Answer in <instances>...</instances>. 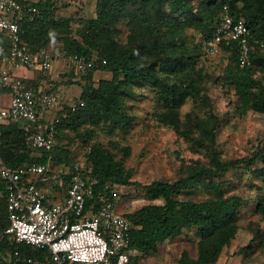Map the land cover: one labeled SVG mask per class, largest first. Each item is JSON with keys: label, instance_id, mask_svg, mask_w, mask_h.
<instances>
[{"label": "trees", "instance_id": "trees-1", "mask_svg": "<svg viewBox=\"0 0 264 264\" xmlns=\"http://www.w3.org/2000/svg\"><path fill=\"white\" fill-rule=\"evenodd\" d=\"M34 5L40 10V17L21 26L22 37L31 49L56 48L61 44L88 59L97 56L96 66L84 76L86 83L79 99L85 105L62 117L56 134L57 145L51 152L31 148L25 131L18 132L14 138L8 136L6 130L13 128L14 122L0 126V151L6 164L37 163L51 172L57 167H68L67 171L62 167L60 171L66 188L76 163L69 148L59 144L63 134L70 131L75 138L87 136L90 140L86 148L97 138L98 129H122L127 133L133 125L127 112V99H135L136 90L148 88L155 99L150 118L173 129L195 152L206 153L209 163L191 165L184 176L173 182L154 180L144 185L134 181V171L126 167L124 160L130 156V148L114 141L95 142L91 151L85 152V163L99 179L95 203L106 185L142 188L150 201L164 202L149 203L133 213H125L134 226L131 250L143 255L156 253L163 242L196 229L198 256L192 258L184 250L177 264H217L225 247L238 234L246 204L240 195H226L220 179L230 170L251 169L258 161L264 162V148L252 157L222 160L216 149L215 122L210 116L202 117L200 111L209 106V85L215 83L225 92L234 91L241 115L249 111L264 114V84L256 76L264 70V48L256 46L252 65L242 69L237 42L223 43L231 61L218 75L199 66V55L193 52L197 46L192 48L187 43L188 29L211 41L223 8L228 6L231 15L245 20L253 39L264 40V0H96V16L87 20L76 36L67 34L70 22L57 16L55 3L41 0ZM123 22L129 34L127 42L120 45L117 35ZM97 70L111 72L112 78L96 83L93 74ZM188 101H192L194 109L183 115L182 108ZM86 124L91 127L82 134L80 127ZM116 151L123 154V159L117 157ZM197 187H203L212 197L204 201L180 198ZM255 212L264 222V193L256 196ZM9 225L5 186L0 181V264H28L9 261L16 250L34 258L44 255L5 235ZM256 236L264 250V226ZM131 264H140V258L133 257Z\"/></svg>", "mask_w": 264, "mask_h": 264}, {"label": "built area", "instance_id": "built-area-1", "mask_svg": "<svg viewBox=\"0 0 264 264\" xmlns=\"http://www.w3.org/2000/svg\"><path fill=\"white\" fill-rule=\"evenodd\" d=\"M211 41L204 47L219 53L222 43L237 42L238 63L242 69L252 65L256 46L264 40L253 39L243 18H236L224 6ZM41 12L31 0H0V34L9 42L6 52L0 46V91L11 93L10 104L0 108V122L24 121L29 146L51 152L62 117L85 105L81 99L63 105L58 94L38 92L14 74L17 68L50 71L58 60H67L81 74L96 66L94 59L76 54L63 45L33 50L22 37L21 26L34 21ZM91 140L85 152L94 144ZM65 188L61 172H51L42 164L9 166L0 151V181L4 183L10 225L5 231L11 240L43 253L40 258L16 250L9 261L28 264H131L142 253L131 250L133 223L119 209L118 186L106 185L98 194L99 179L86 163L76 164ZM46 188L42 183H49ZM63 194L56 195L54 186ZM97 204V206H96Z\"/></svg>", "mask_w": 264, "mask_h": 264}, {"label": "rangeland", "instance_id": "rangeland-1", "mask_svg": "<svg viewBox=\"0 0 264 264\" xmlns=\"http://www.w3.org/2000/svg\"><path fill=\"white\" fill-rule=\"evenodd\" d=\"M197 2V0H194ZM57 16L68 19L70 31L67 34L77 35V30L87 21L96 16V0H59L57 2ZM120 33L117 35L118 44L127 42L129 34L125 22L120 25ZM203 37L194 29H188L187 43L193 49L195 55H199V66H205L218 74L231 61V55L220 46L219 53H212L210 48L202 45ZM264 52V50H263ZM96 56V55H95ZM97 59V56L93 58ZM264 84V70L256 74ZM112 73L100 70L96 83L100 79H111ZM74 93L79 95L83 88L74 86ZM135 99H127V112L130 116L132 127L124 133L122 129L111 131L107 127L98 129L94 142L108 143L118 142L122 147H128L131 154L126 158L128 169L134 171V181L142 184H150L154 180L175 181L184 176L189 167L196 163L208 165L209 159L206 153H198L192 150L191 144L180 138L173 129L161 125L150 118L154 111V93L143 88L136 90ZM209 108H204L200 114L204 118L209 116L215 122L216 149L222 160H235L244 157H252L258 150L264 148V114L249 111L241 115L238 109V97L234 91L225 92L215 83L209 85ZM194 109L192 101H188L182 108V114L186 115ZM91 127L86 124L80 127ZM112 132V133H111ZM74 133L65 132L59 141L63 147H68L76 164L85 163V145L90 140L73 137ZM117 157L123 159V154L117 152ZM63 171L69 168L61 166ZM57 167L55 172L62 171ZM264 162L258 161L251 169L239 168L230 170L220 180L223 183L226 195L237 194L246 202L239 220V231L236 238L225 252L220 256L217 264H264V250L260 248V240L256 233H260L264 226L261 217L255 212L256 196L264 193ZM218 181V179H214ZM58 189H60L58 187ZM55 192L59 190L55 189ZM119 209L123 213H133L143 205L149 203L163 204V200L150 201L145 191L137 186L118 187ZM212 197L211 193L203 187H197L191 192L180 195V198L194 201H204ZM196 229L186 232L180 238L171 239L160 244L159 251L149 253L140 258V264H177L184 250L188 251L192 258L198 256Z\"/></svg>", "mask_w": 264, "mask_h": 264}, {"label": "crops", "instance_id": "crops-1", "mask_svg": "<svg viewBox=\"0 0 264 264\" xmlns=\"http://www.w3.org/2000/svg\"><path fill=\"white\" fill-rule=\"evenodd\" d=\"M33 3H40L41 0H31ZM47 0H43L45 2ZM52 1V3H55L57 5V2L59 0H49ZM61 45V44H59ZM57 45V46H59ZM0 46H3L8 52L9 50V42L3 36L0 34ZM55 48V47H52ZM100 70H97L94 72V80L96 81ZM14 74L20 78H22L27 85L33 89L36 93L46 91V92H54L58 94L59 100L63 105L71 104L75 101H77L80 97L82 92L77 95L74 93V89L72 90L74 86H78L83 88V85L86 83V80L84 78L85 74H81L77 71L76 68H74L73 65H71L67 60H58L55 62L53 68L48 72H43L40 69H26V68H17L14 70ZM11 100V93L7 90L0 91V108H7L10 104ZM10 122H0V126H8ZM26 125V122L24 121H14V127H9V130L7 129L6 132L8 133V136L11 138L15 137L18 132H23L24 127ZM9 131V132H8ZM49 183H42V187L46 188ZM54 186V190H59L58 192L53 191L56 195H62L63 191L61 189H58V187ZM121 197V196H120ZM225 252V249L223 250V255Z\"/></svg>", "mask_w": 264, "mask_h": 264}]
</instances>
